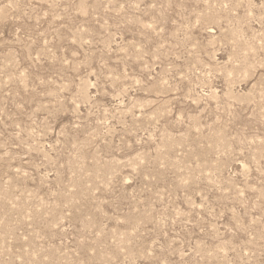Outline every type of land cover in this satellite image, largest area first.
<instances>
[{
  "label": "rangeland",
  "instance_id": "1",
  "mask_svg": "<svg viewBox=\"0 0 264 264\" xmlns=\"http://www.w3.org/2000/svg\"><path fill=\"white\" fill-rule=\"evenodd\" d=\"M0 264H264V0H0Z\"/></svg>",
  "mask_w": 264,
  "mask_h": 264
}]
</instances>
